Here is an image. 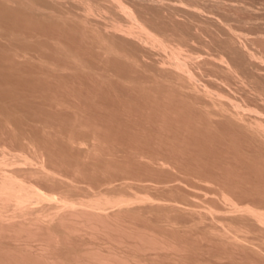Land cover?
<instances>
[{"label":"bare ground","instance_id":"1","mask_svg":"<svg viewBox=\"0 0 264 264\" xmlns=\"http://www.w3.org/2000/svg\"><path fill=\"white\" fill-rule=\"evenodd\" d=\"M216 1L0 0V264H264V189L260 190L264 179L258 178L263 179L260 181L262 185L260 188L257 182L255 184L248 182V177L237 180L239 178L235 176L237 173L231 172L236 167L231 163L227 164L228 157L235 155V149L238 150L245 144L246 142H242L247 137L256 139L254 141L258 144H254L253 148L257 149L260 143L264 149V45L262 44L264 36L261 38L258 35L257 38H253L257 35L254 34L250 35L252 38H248L249 35L247 37L243 35L246 33L241 30L242 25L238 22H233L234 25H232V20L229 21L230 16L229 18L224 16L227 15L225 13L228 10L223 7V2L225 4L226 1L221 0L222 4L220 0ZM239 1L237 0L233 7L230 6L232 2L231 4L227 2L230 4L227 5L228 8L232 7L237 12L242 9L245 11L249 9L248 12L251 10L252 7L249 4L250 8L240 4L236 7ZM246 1L243 0L240 3L250 2ZM218 7L224 8L225 13L222 14V10ZM232 8L229 10L232 11L230 14L233 12L236 14ZM243 14L240 16L237 13L239 17L236 15L234 18L242 17L245 21L247 16L248 18L252 16L246 13L248 15L243 17L245 13ZM255 14L253 16L257 15ZM249 20L243 24L248 25ZM239 22L242 23V21ZM254 23L260 26L255 21ZM253 24L251 27L255 29L256 26ZM47 25L54 26L58 30L62 29L63 31H59L61 34L62 32L66 35L71 33L68 35H71V38H67L70 41L76 40V44L79 43L83 47L78 50L72 47L75 43L73 40L74 43L67 40L72 43L70 46L67 41H64L66 36L64 34L61 36H64V40L62 38L60 40L61 34L59 35L55 28L49 27V32L53 29L54 31L48 33L45 29ZM235 25L239 28L236 29ZM244 25L242 29H246ZM260 27L256 29L260 30V33L264 32V29L261 30ZM247 30L252 28L250 29L248 25L245 31ZM54 32L57 33L54 34ZM104 85L107 86L104 89L109 86L110 94L114 93L109 95L114 96L115 99L111 97V100L108 99L109 95L105 94V91L106 93L108 91H102ZM98 90L102 91V93L100 91L102 95L104 92L103 96L107 95L108 100L98 95ZM216 123L228 130L225 129V132L219 130L221 128L219 124V126L215 125L217 128L213 126ZM195 126L204 127L203 130L209 131L204 130L206 133L212 131L210 135L216 128L214 133H217L218 129V137L230 132L231 141L237 144L236 148L229 145L232 149L225 145L228 148L227 153L221 150L223 152L221 156L227 154L225 157L234 150L233 154L227 157L228 160L225 157V160L221 157L215 159L214 155L216 161H211L217 162L212 163L217 166H213V169L210 168L212 166L207 167L208 160L204 158L207 151L204 148L205 153L203 149L198 150L199 152L193 151L191 146L194 150L202 148L200 146L205 144L211 136L207 135V140H203L204 142L193 139L197 142L191 140V143L188 141L190 137L185 139L190 134L189 130H193ZM174 127L177 128L178 133L182 130L183 134L180 136L183 141L178 133L176 136L185 145L179 143L180 140L175 137L176 130L172 129ZM102 130L105 132L103 133ZM172 130L175 132L173 133ZM108 132L117 133L118 140L123 139L121 132H125L127 138L134 133L135 138L131 136L134 141L138 138L142 139V142L136 140L138 143L133 141L135 146L138 145L136 148L133 143H131L133 147L130 144L131 148H129L131 138H128L131 139L128 145L127 142L125 145L128 151L130 150L129 153H133H130L133 157L125 156V158L133 164L138 162L139 165L134 164L133 168L136 166L135 169L137 167L139 169L134 170L133 164L130 166L128 162L125 167L119 166L122 162L119 158L122 156L120 154L118 157L115 154L117 153L116 144L120 141L113 138L115 134L111 136L112 133L109 135ZM127 132L129 135L126 134ZM199 132L197 134H200ZM184 133L189 134L186 136ZM232 133L235 137L231 135ZM136 134L140 137L136 138ZM205 134L202 135L205 137L202 139H206ZM238 134L242 137L244 135V140L239 139L242 138L241 136L237 138ZM107 135L118 143L105 138ZM144 135H146L145 138L148 136L153 143L151 144L147 138V140L144 139ZM120 137L122 139H119ZM214 137L206 145H211ZM220 137L224 139L226 134L225 137ZM220 137L215 140L219 141ZM102 138H105V143L107 140L109 144V149L105 147L106 152L104 146L100 148L102 144H105ZM127 138L124 137L128 141ZM170 138L175 139V143H179L176 145L183 146L177 149H181L179 153L175 149L177 146L173 140H169ZM98 139L100 143L103 142L101 146L99 142V146L96 143ZM222 139L221 145L220 143V146L218 145L220 149L226 148L222 146ZM237 139L242 143L239 147H237L239 143ZM143 140H146V143ZM226 140L230 139L225 138ZM254 141L252 143H255ZM166 142L169 144L172 142L173 146L175 145V150L172 144H167V147L172 149L174 156L178 154L174 162L181 166L174 164L173 160V163L170 161L173 158L172 155L170 157L164 155V153H170L167 147L165 148L168 151L165 148H163L165 152L161 150L163 145L166 146ZM194 142L200 146H195ZM248 142L247 147L251 145L252 149L250 139ZM87 143L90 148L92 146L93 150L103 155L104 157H99L104 160L100 159V161L99 157L95 159V156L93 157L96 161L93 157L91 159L90 154L98 155V153L88 149ZM141 143L147 147L151 146V150L145 147L150 152H147L144 147L141 148ZM81 145L86 148L83 149ZM118 145L120 146L121 143ZM119 146L118 154L122 147ZM113 147L116 153L112 151ZM139 147L142 151H134L140 150ZM218 147L216 150L219 149ZM244 147L249 149L246 145ZM97 148L102 150L99 152ZM126 148H123L125 154L128 153ZM156 148L159 152L163 151V154H159ZM188 148H191L189 149L191 153L193 151L199 154L198 162L196 158L194 160L197 163L196 166L201 160L202 153L201 156H204V160L207 161L202 159V165L207 164L205 167L212 171L214 167L220 170V165L222 169L225 164V169L230 166L231 170L227 168L228 173L227 170L223 171L225 169H221L223 173L220 170V175H227L223 176L226 179L214 174V176L209 174V177L207 171L209 173L210 169H205L203 174L201 169L204 170V167L199 166L201 163L197 167L194 166L196 169L185 168L186 171L184 170L183 173L186 176L182 177L183 174L178 173L181 171L177 167H185L184 160L187 155H191ZM251 149H249L250 153L253 154L252 152L256 149L252 151ZM89 150L92 153L89 152V154ZM239 150L240 154L248 153V150L247 152L245 150V153ZM173 151L176 153L174 154ZM256 151L263 156L264 150ZM86 153L91 159L90 163L85 159L88 157ZM180 153L182 156L185 153L186 157L182 158ZM254 154L258 155L256 152ZM105 155L107 160L114 164L111 165ZM178 156L184 162H177ZM116 157L120 162L114 161L117 160ZM136 159H139L141 163ZM164 160L170 161V164L167 162L169 165L173 164L177 167L174 166L171 169L172 166L169 167L166 164L165 167L161 164L164 167L160 165L157 169L162 170L164 175V171L168 173L170 170H175L174 172L178 170L176 175L180 174L182 180L184 178L186 182L191 181V185L195 184V187L201 189L199 190L202 194L198 189L190 188L192 186L188 183L190 185L188 189L197 191L198 195L204 196V192L212 193L215 189L212 192L202 189L205 186L207 189L215 188L220 182L222 185L226 180L222 187H216L215 190L223 200L213 194L214 202L212 194L207 193L202 200L200 199L203 198L202 196L196 197L193 193L194 199H199L200 203H198L199 201H195L193 195L188 193L193 200L182 205L181 201L189 197L186 191L191 190L182 191L184 196L185 193L188 196H185L186 198L178 190V195L181 197L173 195L175 192L172 193L171 189L175 185L170 184L164 187L166 180L162 181L165 189H161V186L160 194L158 187V192L154 190L155 185L152 188V183L145 189L146 183H149L145 181L150 174L147 173L148 170L156 169L155 163L160 164ZM219 160L225 164L222 165ZM262 160L263 158L260 162ZM106 161L111 165L109 169V166L104 167V165L107 166L104 164ZM148 161L154 165L148 164ZM94 162L103 163H98V167L92 169L95 164L91 165V163ZM262 162L252 172L263 173L264 176V160ZM99 164H103L102 169ZM141 165L144 167L145 174L141 173L143 170ZM147 165L149 168L150 165L152 166L147 169ZM113 166L117 169L123 167V171L120 168L116 171L121 172L122 175L125 172L126 174L119 177L120 173L117 174ZM128 166L130 168L127 172ZM247 166L249 169V165ZM86 168H89V173L91 170L94 171L96 176L102 175V171L104 173L107 169L110 173H104L106 174L102 175L105 176L104 178L101 176H95V178L91 176L94 172L86 173ZM111 168L114 169L113 173ZM216 170L211 172L217 174L219 171L216 172ZM129 171L138 174L137 176L141 173L139 177H135L136 183L140 181V178H145V183L140 181L137 184V188L141 182L144 184H141L142 187L145 186L144 192L140 193L137 190L135 181L131 183L132 181L127 180L134 177L133 172L127 174ZM174 172H172L173 176ZM229 172H231L230 176H233L230 179H228ZM176 175L174 178L178 179ZM156 176H154L155 179ZM180 176L178 180H181ZM86 177L98 181L95 182L92 179L89 181ZM148 177L149 180L152 176ZM213 177L215 179L218 177L219 180L221 178L223 181L214 180ZM121 178L127 182H121ZM231 178H236L237 182H243L240 183L243 187L244 185L246 187L247 183L246 188L257 184L259 189L256 186L254 189L252 188L254 186L251 187L252 189L248 188L250 192L245 191V188V190L237 189L239 183L234 181L235 187L231 186L233 188L229 190ZM160 180L156 179V183ZM213 180L219 183L215 185ZM259 180H257L258 183ZM184 184L187 186V183ZM211 184L214 185L211 186ZM169 186L170 192L167 191ZM225 187L228 190H225ZM148 188L151 195L157 194L156 197L149 194ZM152 189L156 194L152 193ZM232 189L242 190L243 193ZM163 191L165 194L168 192L167 195L178 197L181 201L178 203L176 197L174 200L175 198L166 195L164 199L172 198L167 203L162 198L165 196ZM230 191L239 195L242 193L244 197L245 192L247 199H243L242 196L235 197ZM252 192L253 194L248 196V193ZM158 194L161 197L158 198ZM207 195H210L211 199H207ZM218 197L223 203L220 206L219 203L216 204L220 201L216 200ZM154 198L156 200L161 198L164 203L160 202L161 199L155 201ZM172 201L175 204L171 203ZM177 214L183 217H178Z\"/></svg>","mask_w":264,"mask_h":264},{"label":"rangeland","instance_id":"2","mask_svg":"<svg viewBox=\"0 0 264 264\" xmlns=\"http://www.w3.org/2000/svg\"><path fill=\"white\" fill-rule=\"evenodd\" d=\"M210 1H212V0H210ZM213 1H214V0H213ZM215 1H216V0H215ZM220 1H221V0H220ZM223 1H226V3L228 2V3H230V4H231V2H232L231 5L228 4V3H227V4L225 3V4H226V5H225L224 2H223V5H224V6H223V5H222V6H223L225 9H228V10L226 11L227 13H225V9H224V8H219V7H221L222 1L220 2L221 4H219L220 6L218 7L220 10H222V11H221L222 14H223V13L227 14V15H224V16H226V17L230 16V18H231V17L233 16L234 12H233L232 14H230L232 11L230 12L229 10L233 7V5L235 4V2H237V0H230V2H229V0H223ZM238 1H239V0H238ZM242 1H243V0H240V1L238 2V4L236 3L235 6L237 7V5L240 4V6H242V5H246L247 8L252 7V8H250V9L253 10L254 13L250 10L249 12H250V13L252 12V13L249 14V12H248L249 9H247L246 11H245L244 9H242V10H244L243 12H241L242 10H239V9H238L239 11L237 12V10H235V9L232 8V10L236 11V12H235L236 14H234V15L236 16L237 13H238L239 15H240V14H241V15H244L243 13H245V16H243V17H246V15H248V14H249V16L252 15V16H250L251 20H249L250 18H248V16L246 17V18H247L246 20L252 21V22H249V21H248L249 23H252V24H253L254 21H255V22L257 23V25L259 24L261 27H260V26H256L255 23L253 24L254 26H256V27H260L261 30H262V28L264 29V27H263V26H264V23H263V22H264V10H263V9H264V0H248V1H250L251 3L248 2L247 4H241L240 2H242ZM245 1H246V0H245ZM255 1H256V2H255ZM216 2H219V1H216ZM246 2H247V1H246ZM243 3H245V2H243ZM248 4H249L250 7H248ZM250 4H251V5H250ZM227 5H230V6H232V7L228 8ZM262 5H263V6H262ZM225 6H226L227 8H226ZM235 6H234V7H235ZM240 6H239V7H240ZM261 8H262V9H261ZM219 9H218V10H219ZM223 9H224V11H223ZM255 10H256V12H255ZM228 11H229V12H228ZM258 11H259V13H258ZM260 11H261V12H260ZM221 12H220V13H221ZM228 13H229L230 15H229ZM246 13H248V14H246ZM255 13H256L257 15H256ZM254 14H255L256 16H253ZM231 15H232V16H231ZM241 15H240V16H241ZM235 16H233L232 19H230V18L228 17V18H229V21L232 20V21H231V24H232V25H234L233 22H238V24L242 25L241 30L244 31V33H246V34H243V32L240 31L243 35H245L246 37H247V35H249L248 38H250V37L252 38V36H253L254 34H257V35H254L253 38L256 37V36L258 37V35H259V37L264 36V35H263L264 32L261 31V33H260V32H259L260 30L258 31V30L256 29V27H254V28L256 29V32H258V33L254 32L255 29H253V26L251 27L252 24L250 25L248 22H247V24L249 25V28H250V29L252 28L253 31H252V30H249L250 32H249L248 30L245 31L246 29H248V25H244V24H243V23L246 22V20L244 21L245 18H242V17H241L240 19H243V20H240V19L238 18V17H239L238 15H237L238 17L234 18ZM252 17H254V18H252ZM261 17H262V18H261ZM234 19H235V20H234ZM237 19H239V21H242V23L239 22V21H237ZM253 20H254V21H253ZM258 21H259V22H258ZM236 25H237V24H236ZM236 25H235L234 27H235L236 29H238L239 27H237ZM243 25L246 26V27H244V28H246V29H242V28H243ZM47 26H48V25H47ZM49 27H51V26L49 25V26L46 27L45 29H47V31H48ZM51 28H55V27L52 26ZM51 28H50V29H51ZM260 28H258V29H260ZM45 29H44V30H45ZM56 30H58V29L55 28V31H56ZM239 30H240V29H239ZM50 31H52V32H49V31H48V33H53L54 29H53V30H50ZM59 31H63V30H62V29L58 30V34H59V33L61 34V32H59ZM251 31H252V32H251ZM64 32H65V31H64ZM238 32H239V31H238ZM247 32H249V33H247ZM253 32H254V33H253ZM56 33H57V32H54V34H56ZM66 33H68V32H66ZM252 33H253V34H252ZM60 34H59V35H60ZM63 34H64V33L62 32V34L60 35V40H61V38L63 39L64 36L66 35V34H64V36L61 37ZM69 34H71V33H69ZM69 34H68V35H69ZM72 34H73V33H72ZM260 34H262V35H260ZM68 35L65 36V38H64L65 40L63 39L64 41H67V40H69V39L71 38V35H70V36H68ZM250 35H252V36H250ZM73 36H74V35H73ZM67 37H68L69 39H68ZM257 37H256V38H257ZM66 38H67V39H66ZM261 38H262V37H261ZM263 38H264V37H263ZM72 40H73V39H72ZM72 40H71V41L69 40V41L72 42ZM64 41H62V42H64ZM69 41H67V42L69 43ZM73 41H74L75 43H74V42H72V43H74V44L69 43L70 46H71V44H72V47H75V48H77L78 50H80V49L83 47V45L80 46L79 43L76 44V40H73ZM67 42H65V43H67ZM69 44H68V45H69ZM262 44L264 45V43H262ZM74 45H76L77 47L74 46ZM261 46H262V45H261ZM78 47H80V48H78ZM262 47H263V46H262ZM104 87H107V86L104 85L103 88H102V91L107 90L108 92L106 93V91H105V94L109 95V94L111 93V92H109V91H110V90H109V86H108L107 89H106V88L104 89ZM110 88H111V87H110ZM111 90H112V89H111ZM98 91H99V92H97L98 95L101 96V95H102V94H101L102 91H101V90H98ZM100 91H101V93H100ZM112 92H114V91H112ZM117 92H118V91H117ZM115 93H116V92H115ZM118 93H119V92H118ZM118 93H117V94H118ZM103 95H104V92H103ZM103 95H102V98L107 99L106 97H108V96L105 95V97H104ZM110 95H114V93H113V94H110ZM110 95H109V98H108V99H110V97H111ZM100 96H99V97H100ZM113 97H114V96H112L111 98H112V99H115V98H113ZM108 99H107V100H108ZM110 100H111V99H110ZM218 124H219V123H218ZM218 124L216 123V124H214L213 126L218 125ZM219 125H220V124H219ZM219 125H218V126H219ZM215 127L217 128V126H215ZM220 127H221V128H220ZM220 127H218V128H220L219 130H224V132H225V129H226V131L228 130V128H222V127H224V126H221V125H220ZM152 128H153V126H152ZM178 128H179V127H178ZM202 128H204V127H202V126H195L193 130L190 129V130H189V133H190L191 135L188 133L189 136L186 137L185 139H187V138L190 137V138H189L190 140H188V141H191V140H192V141L199 140L200 142H202L203 140L206 141V140H207V137H208L207 135H210V133H211L212 131H211L210 133H206L205 131H207V132H209V131H208V130H205V129H204V130H205V131H204ZM211 128L214 129V127H211ZM211 128H210V130H212ZM216 128H215V129H216ZM170 129H171V128H170ZM172 129H175V130H176L177 128L174 127V128H172ZM199 129H200V130H199ZM215 129L213 130L214 132H215ZM106 130H107V129H106ZM175 130H172V132H173V131L175 132ZM197 130H199V131L203 130V131H201L202 134H201V132H199V131H197ZM108 131H110V130H108ZM111 131L113 132V129H111ZM114 131H116V130H114ZM152 131H153V130H152ZM178 131H179V130H178ZM190 131H191V132H190ZM229 131H231V130H229ZM102 132L104 133L105 130H102ZM112 132H108V134H109V133L111 134ZM116 132H117V131H116ZM174 132H173V133H174ZM179 132H180V133H178L177 130H176L175 137H177L178 134H179V137H180V138L182 137V136H180L181 134H183L182 130L179 131ZM198 132H199L200 134H197ZM204 132H205L206 134H205ZM214 132L210 135L211 138H209V140L206 141L205 144H202L203 146H202V145L200 146L201 143H200L199 141H198V143H200V144L196 143L197 141L193 143L195 146H198V145H199V146L202 147V148H198V149L196 148L195 150L193 149V148H194L193 146H191L192 149H191V148H188V150L191 149V150H193V151H198V150L200 151L201 149L204 148V149L207 151V152H206V151L203 149V153L206 152V153L204 154V155H206V157L201 156V155L203 154V153H202V154L200 155V157H201L200 159H201V160H199L200 162L198 163V165L201 163L202 159L204 160V158H205V160H208V163H207L208 165L205 164V163H203V164H205V166L207 165V167H208V166H209V167L212 166V167H210L211 169H213V166H217V164H216V165H213V164L217 163V162H214V161H216V160H214V155H215V159H218V158H220V157H221V158H224L227 154H224L223 156H221V154H223V152H221V150H223L224 153H227L226 151H227L228 148H227V146H225V145H228V147H229V145L235 147V145L237 144L236 141H235L236 144H235V143L233 144V141H231L232 139L229 137V133H230V132H229L228 134H227V132H226V133H224V134H222V135H219V137H220V136L225 137V134H226V137H225V138H226V139H230V140H228V141H229V142L231 141V142H230L231 144H230L227 140H226V141H227V142H226V141H225V138L222 139V138L220 137V138L223 140L222 142H223V144H224V145L222 144V146H225V147H226V148H224V147L221 146L222 148L220 149V148L218 147V145H219V143H220V145H221V142H220L221 139H220L219 141H216L217 139H219V137H218L219 131H218V129L216 130V132H217L218 134H217V133H214ZM220 132H221V131H220ZM222 132H223V131H222ZM232 132H234V131L232 130ZM103 133H100V134H103ZM106 133H107V132H106ZM106 133H105V134H106ZM121 133H122L123 139H122L121 137H120L119 139H122V140H118V139H116V134H117V133L115 134V132L112 133V135H111V136H113V135L115 134V135L113 136V138L115 137L116 140L120 141L119 143H118L116 140L114 141L112 137H111L112 139H110L108 135H107L108 137L105 136V138H107V139H109V140H113L114 142H116V143H118V144L121 143L120 146H119L118 144L115 143V144L117 145V146H116L117 153H116L115 148H114L115 146L113 147L114 150H112V151H115V153H116L115 155L118 156V157H119V155L121 154L120 156H122V157L119 158V159H121L122 162H120V161L117 159L118 157H116L117 160H114V161H115V162H116V161H119V162H120V163L118 162V163H119V166H124V167H125V165H126L127 162L130 163V166H131V164H133V163H131V162L129 161L128 158H127V159H128V160H127V159L125 158V156H127V157H128V156H129V157L132 156V157H133V155H131V154H133V153L130 152V153H131V154H130V153H129L130 150L128 151V149L126 148L125 145H126V142H127V145H128L129 141L132 139L131 136H134L135 134H134V133H133V134L130 133V134H132V135H129V133L127 132L126 134L129 135L128 138H131V139H128V138L126 137V135H125V132H121ZM173 133H172V134H173ZM177 133H178V134H177ZM237 133H238V131H237L235 134L232 133L231 135L233 136V134H234V135L236 136ZM105 134H103V135H105ZM110 134H109V135H110ZM150 134H153V133H150ZM166 134H167V132H166ZM172 134H170V135L172 136ZM184 134H185V133H184ZM186 134H187V133H186ZM186 134H185V135H186ZM188 134H187V135H188ZM203 134H205L206 139H202V138H205L204 136L202 137ZM213 134H214V135H213ZM240 134H241V133H240ZM98 135H99V133H98ZM117 135H118V134H117ZM119 135H120V132H119ZM176 135H177V136H176ZM187 135H186V136H187ZM200 135H201V136H200ZM215 135H217V137H214ZM223 135H224V136H223ZM100 136H101V135H100ZM120 136H121V135H120ZM138 136L140 137V135H138ZM138 136H137V134H136V138H137ZM145 136H146V135L143 136L144 139H146V138L148 139V136H147L146 138H145ZM192 136H193L194 138H192ZM195 136H196V137L199 136L200 138H198V137L196 138ZM235 136H233V137H235ZM240 136L242 137V135H239V134H238L237 138L240 137ZM245 136L247 137V135H245ZM117 137H118V136H117ZM124 137L127 138L128 141H127L126 139H124ZM179 137H177V138L180 140L179 143H180V142L183 143V142H182L183 139L181 138V139H182V141H181V139H180ZM183 137H185V136H183ZM212 137H214V140H213V141H214L215 143H214V142H213V143L216 144V145H214L213 143L211 144L212 146H211L210 144H209V145H208V144L206 145L207 142L212 141V140H210V139H212ZM227 137H228V138H227ZM243 137H244V135H243ZM243 137H242V138H239V139H243V140H244ZM98 138H99V137H98ZM105 138H104V139L102 138L103 141L105 140ZM134 138H135V136H134ZM99 139H100V138H99ZM99 139L97 140V142L95 141V142L97 143V145H98ZM147 139H146V140H147ZM193 139H196V140H193ZM201 139H202V140H201ZM215 139H216V140H215ZM239 139H237L238 142H239ZM247 139H248V140L250 139V144H252V149L250 148L251 145L248 146L249 149H251V151L254 150V149H256V148H253V145H254V144H258L257 141H256V142L254 141V140H256V139H254V138H250V137H249V138L247 137ZM247 139H246V140H247ZM100 140H101V139H100ZM136 140H139V138L136 139ZM136 140L134 141V140L132 139V142L130 141V143H129V145H128V146H130L129 148H131V145H132L131 143H133V144H134V142H135V143H138V141H136ZM146 140H145V141H146ZM148 140L151 142V144L153 143L152 140H151L150 138H149ZM169 140L172 141L173 139L171 140V138H170ZM169 140H168V142H169ZM234 140H236V139H234ZM246 140L243 141L242 143H244V142L249 143L248 140H247V141H246ZM252 140H253L255 143H252V142H253ZM101 141H102V140H101ZM121 141H122V142H121ZM133 141H134V142H133ZM139 141L142 142V139L140 138ZM143 141H144V140H143ZM145 141H144V142H145ZM149 141H148V144H149ZM173 141H174L173 143H175L176 140L174 139ZM188 141H187V142H188ZM192 141H191V143H192ZM204 141H203V142H204ZM224 141H225V142H224ZM240 141H242V140H240ZM251 141H252V142H251ZM109 142H110V141H109ZM114 142H113V143H114ZM144 142H143V143H144ZM168 142H166V146H164V145L162 144L164 147L161 145V146H162V147H161V150L164 151V150L166 149L165 147H167V144H169ZM217 142H218V143H217ZM258 142H259V141H258ZM102 143H103V142H102ZM102 143L99 142V145L101 146ZM104 143H105V141H104ZM145 143H146V142H145ZM179 143H175V145H176V144H179ZM185 143H186V141H185ZM240 143H241V142L238 143V146H237V147L240 146V145H239ZM242 143H241V144H242ZM246 143L243 144L242 146H240L241 148L239 147V149L242 150V148H244V149L241 151V152H244V153H245V150H246V152H247V150H248V153H247V154H249V155H247V154L244 155L243 153H241V154H242V155H241V154H240V150H239L238 148H237L238 150H236V149H235L236 147H235V148H234L235 151H234V150H231V151H230L231 154H233V151H234L235 155L233 154L232 156H229V155H231V154H229V155H228L229 157L227 156L228 159H229V161H227V160H228L227 157H225V158L227 159V160H226V161L228 162L227 164L231 163L233 166L236 167V169L234 168L235 170H233V171H231V172L234 173V171H235V172L237 173V175H235V176H237L236 178L239 177L237 180H240V178L244 180V179H247V177H248V179H247L248 182H250V183H252V184H255V183L257 182V184H259L258 186H259V188H260V185H261V182H260V181H263V179H264V176L262 175L263 173H258V172L255 173V172H252V171H253V169L256 170V167H259V164L261 165V164L263 163L262 161L264 160V154L260 153V154L263 155V156H261V155H259V153H258L256 150H258V151L260 150V152H262L264 149H262V146H261V144L259 143V145L261 146V148H260V146H259V147H257L256 150H254V151L256 152V154H258V155H255V154H254L255 152H252L253 154H251V153H250V150H249V149H245V147H244L245 145H246V147H247L248 144H246ZM84 144H85V143H84ZM84 144H83V146H86V145H84ZM105 144H106V145H105ZM105 144H104V145L102 144V147H100V148H103V146H104V151L106 152L105 147L107 146L106 148L109 149V147H108L109 144H108V141H107V140H106V143H105ZM115 144H114V145H115ZM122 144H124V145H122ZM130 144H131V145H130ZM139 144H140V142H139ZM141 144H142V143H141ZM148 144H146V145H148ZM151 144H150V145H151ZM170 144H172V142H171ZM170 144H169V145H170ZM183 144H184V143H183ZM187 144H188V143H187ZM193 144H192V145H193ZM196 144H197V145H196ZM232 144H233V145H232ZM99 145H98V146H99ZM110 145L113 146L112 143H110ZM156 145H157V144H156ZM175 145H174V146H175ZM184 145H185V144H184ZM189 145H191V144H189ZM213 145H214V146H213ZM220 145H219V146H220ZM83 146L81 145V147H82L83 149H85L86 147L84 148ZM93 146L95 147V144H94ZM111 146H110V147H111ZM118 146H119V147L122 146V147L120 148V150H119V154H118V149H119V148H117ZM123 146H124V147H123ZM134 146H135V144H134ZM136 146L138 147V145H136ZM136 146H135V148H136ZM139 146H140V145H139ZM152 146H153V145H152ZM171 146L173 147V150H175V149L177 150V149H178L179 147H181L182 145H181V146H180V145H179V146L176 145L177 148H175V147L173 146V144H172ZM171 146H170V147H171ZM186 146H187V145H186ZM199 146H198V147H199ZM204 146H205V147H204ZM87 147H88V149L90 148V146H89L88 143H87ZM132 147H133V145H132ZM140 147H141V148H142V147L145 148V147H147V146H144V145L142 144V146H140ZM140 147H139V148H140ZM150 147H151V146H149V147H147V148H149V150H151ZM154 147H155V146H154ZM158 147H159V145H158ZM182 147H183V146H182ZM184 147H185V146H184ZM189 147H190V146H189ZM206 147H207V148H206ZM216 147H218V148L220 149V152H219V153H218L219 149L216 150ZM248 147H247V148H248ZM95 148H96V147H95ZM100 148H99V149L97 148L98 151H99V150H102V149H100ZM111 148H112V147H111ZM111 148H110V149H111ZM123 148H126V150L128 151L129 155H128V153H126L127 155L125 154V151H124ZM141 148H140V150H138V149H135V150L133 149V150H134V151H142ZM163 148H165V149H163ZM174 148H175V149H174ZM230 148L232 149V147H229V149H230ZM258 148H259V149H258ZM263 148H264V145H263ZM90 149L93 150V147L91 146ZM108 149H107V150H108ZM145 149H146V148H145ZM152 149H154V148H152ZM156 149L158 150V148H156ZM156 149H155V151L153 150L155 153H156ZM159 149H160V148H159ZM167 149L169 150L170 148L167 147ZM167 149H166V151H168ZM184 149H185V148H184ZM207 149H208V150H207ZM133 150H132V151H133ZM146 150H147V152H150V151H148V149H146ZM161 150H160L161 153H160L159 150H158L159 154H163V153H162L163 151H161ZM171 150H172V149H170V151H169L170 153L167 152L168 154L164 153V155H169V157H170V155H172L173 158H172L170 161L172 162V160H173V162H174V158H175L178 154H177L175 151H173L174 154L176 153L175 156H174V155L172 154V151H171ZM180 150H181V149H180ZM180 150H177V152L179 153ZM191 150H189L190 152L188 151L191 155H187V157L185 156L186 154L183 153V154H184L183 156L186 157L185 160H184L185 162L182 161L181 158H180V157L182 156V155H181L182 153H180V155H181V156L179 155L180 157L178 156V157H179V159H178L179 161H177V162H184L183 164H184L185 167L182 166L183 168H181V167H177V166H175V165H173V164H172V165H169V164H170V163H169L170 161H167L169 164H168L167 162H165V160L167 159V157L165 156L166 159L163 161V162H165V164H163L162 161H161L162 163H160V164H159V163H157V164L155 163L156 169H157V166L159 167L161 164L164 165L165 167H166V164H168L169 167L172 166L171 169L174 168V166L177 167V168H179L178 170H180L181 172H178V173H182L183 175H181V176H182V177H185L186 175L183 173L184 170L186 171L185 168L188 167V168H187V170H188V169H192V167H194V166H195V167L198 166V165L196 166L197 163H196L194 160H195V158H196V160H197V162H198V159H199V158L197 157V155L199 156V154H195V153H193V151H192V153H191ZM215 150H216V152H215ZM104 151H102V152L104 153ZM134 151H133V152H134ZM143 151H144V149H143ZM185 151H186V153H187V150H185ZM199 151H198V152H199ZM236 151H237V152H236ZM89 152L92 153L91 150H89L88 153H89ZM93 152L95 153V152H97V151H96V150H93ZM99 152H100V151H99ZM109 152H110V150H109ZM151 152H152V151H151ZM164 152H165V151H164ZM182 152H184V151H182ZM208 152H209V153H208ZM210 152H211V153H210ZM214 152H215V153H214ZM88 153H86V154H87V156L89 157ZM97 153H98V152H97ZM97 153H96V154H97ZM107 153H108V152H107ZM107 153H105V154H107ZM216 153H218V154H216ZM228 153H229V152H228ZM263 153H264V152H263ZM89 154H90V153H89ZM110 154H111V153H110ZM113 154H114V153H113ZM113 154H112V155H113ZM124 154H125V155H124ZM187 154H188V153H187ZM209 154H210V156H211L212 158H211L210 156H208ZM211 154H212L213 156H212ZM90 155H92V156H91V159H92L93 156H95V159H98V157L101 156L100 153H98V155H95V154H90ZM108 155H109V153H108ZM108 155H107V157H108ZM115 155H114V156H115ZM123 155H124V157H123ZM216 155L219 156V157H217ZM246 155H247V156H246ZM250 155H251V156H250ZM253 155H254V156H253ZM96 156H97V158H96ZM114 156H113V157H114ZM183 156H182V158H183ZM193 156H195V157H193ZM207 156H208V157H207ZM234 156H235V157H234ZM258 156H259V157H258ZM88 157H86L85 159L88 160V162H89V160H90V162H91L90 157H89V158H88ZM101 157H104V156L102 155ZM169 157H168V158H169ZM203 157H204V158H203ZM233 157H234V158H233ZM248 157H250V158L248 159L249 162H248V160H247ZM260 157L263 158V160L261 161L262 163L260 162V160H261ZM87 158H88V159H87ZM105 158H106V155H105ZM108 158H111V156H109ZM114 158H115V157H114ZM114 158H113V159H114ZM122 158H125V159H122ZM225 158H224V160H225ZM95 159H94V157H93V160H94V161H96ZM100 159H101V158L99 157V160H100ZM130 159H131V158H130ZM134 159H135V157H134ZM169 159H170V158H169ZM176 159H177V158H176ZM186 159H187V161H186ZM230 159H231V161H230ZM255 159H256V160H255ZM99 160H98V161H99ZM101 160H104V158H102ZM101 160H100V161H101ZM106 160H107V158H106ZM108 160H109V159H108ZM108 160H107V161H108ZM131 160L133 161V159H131ZM137 160L139 161V159H136V161H137ZM141 160H142V159H141ZM145 160H146V159H145ZM180 160H181V161H180ZM205 160H204V161H205ZM211 160H214V161H213L214 163H213ZM238 160H239V161H238ZM251 160H255V161H251ZM107 161H106V163H104V164H106L107 166L104 165V167L107 168V167L109 166V167H108V169H109V168L111 167V165L114 164V163L111 164L112 161L110 162V160H109V163L111 164V165H109ZM125 161H126V162H125ZM134 161H135V160H134ZM142 161H144V160H142ZM209 161H211V162H209ZM219 161L221 162V160H219ZM235 161H236V162H235ZM241 161H242L243 163H242ZM257 161H258V162H257ZM86 162H87V161H86ZM88 162H87V164L90 163V162H89V163H88ZM124 162H125V163H124ZM139 162H140V161H139ZM157 162H160V161H157ZM173 162H172V163H173ZM193 162H194V163H193ZM205 162H207V161H205ZM222 162H223V159H222ZM222 162H221V163H222ZM240 162H241V164H240ZM98 163H103V162H94V163H91V165H92V164H95V165H93V168H92V169H94V167H98V165H97ZM118 163H117V164H118ZM123 163H124V164H123ZM140 163H141V162H140ZM146 163H147V161H146ZM146 163H144V164H146ZM149 163H150V162L148 161V164H149ZM209 163H211V165H209ZM212 163H213V164H212ZM218 163H219V162H218ZM221 163H219V164H221ZM238 163H239V164H238ZM247 163H248V164H247ZM250 163H251V164L253 163L252 166H250V165H251ZM120 164H123V165H120ZM134 164H135L136 166L139 165L138 162H137L138 165H137L135 162H134ZM134 164L132 165V168H133ZM150 164H152V163H150ZM174 164H177V165H178L179 163H175V162H174ZM181 164H182V163H181ZM185 164H186V165H185ZM193 164H194V165H193ZM219 164H218V165H219ZM224 164H225V163H222V165H224ZM231 164H230V165H231ZM254 164H255V165H254ZM96 165H97V166H96ZM101 165H103V164H101ZM101 165L99 164L100 168H101ZM115 165H116V163H115ZM128 165H129V164H128ZM152 165H154V163H153ZM152 165H150V168H151ZM162 165H161V167H164V166H162ZM192 165H193V166H192ZM243 165H244V166H243ZM247 165H249V169H248V166H247ZM256 165H257V166H256ZM263 165H264V164H263ZM130 166L127 167V169H126L127 172H128V170H129ZM136 166H135V167H136ZM141 166H142V165H141ZM144 166H145V165H144ZM178 166H181V165H178ZM199 166H201L200 168H203V167H204V168H203L204 170L201 169V171L203 172V174H205V171H206V170H209V169H210V168L208 169V168H206L205 166H203L202 163H201ZM202 166H203V167H202ZM233 166H232V168H233ZM240 166H241V167H240ZM86 167H92V166H86ZM114 167H115V166H113V168H114ZM117 167H118V165H117ZM117 167H115V168H116V169H115V172H117V174L120 173V174H118L119 177H120V175H122L121 172H118V171H116V170H118V169L120 168V169H122V171H123L124 168H123V167H119V168L117 169ZM135 167H134L133 169H134V170H137L138 167H137L136 169H135ZM139 167H140V166H139ZM142 167H143V166H142ZM153 167H154V166H153ZM190 167H191V168H190ZM195 167H194V168H195ZM220 167H221V168H220ZM223 167H224L223 169H225L226 164H225ZM229 167H230V166H229ZM229 167H227L228 170H231V167H230V169H229ZM250 167H251L252 169H251ZM253 167H254V168H253ZM113 168H111V169H113ZM148 168H149V165H147V169H148ZM150 168H149V169H150ZM154 168H155V167H154ZM154 168H153V169H154ZM198 168H199V167H198ZM198 168H197V169H198ZM200 168H199V169H200ZM214 168H215V169H214L213 171L210 169V170H209V171H210L209 173H208V171H207L208 176H209V174L212 175V176H214V175H217V176H218V175H220V172L223 170L221 165L219 166L220 170L222 169L221 171H220V170H216L217 167H214ZM219 168H218V169H219ZM227 168H226L225 170H223V171H226ZM240 168H241V169H240ZM263 168H264V166H263ZM86 169H87V168H86ZM86 169H85V171H86ZM96 169H98V168H96ZM101 169H102V168H101ZM108 169H107V170H108ZM133 169H132V170H133ZM138 169H139V168H138ZM142 169H143V170H141V168H140V170L142 171L141 173H144V167H143ZM145 169H146V168H145ZM156 169H154V170H150V171H152L154 174H151V172H150L149 170H148V172L146 171L147 173H150L149 175H151L153 178L151 177V178L148 180V178H149L148 176H149V175L146 177L147 180L144 178L145 181H146V182H149V183H148V184L146 183V188H145V186L142 187V185H144V184H142V182H141L142 185H141V184H140V185H141L142 190H140L141 188L138 189L140 185H139L138 188H137V184L140 183V181H143V183H145V181H144L143 178H142V179L140 178V181H139L138 183H136L135 180H137V179H135V177H136L138 174H136V173L134 174L133 171H129V173H127V174H130L131 172H133V174H134V175H133L134 177H131L132 174H131V176H130L131 178H133V180H131V178H129V177H128L129 179H127L126 175H125V177H126L127 180L132 181L131 183H134V181H135V183H136L135 186H136L137 190L140 191V193H141V192H144L145 190L143 191V189H144V188L147 189L148 185L151 184V183L153 184V187H152V186H150V187L154 188V187L156 186V187H155L156 189L154 188V190H156L157 192H158L159 190L161 191V189H163V188L165 187V185H170V184H171V186H172V185L174 184L175 186L173 185V186H174L173 189H171L170 186H169V188H167V191H168L169 189H171V192H172V193L175 192L173 195H176V196H177V195L179 194V192H177V190H178V191H181V192H182V191L184 192V191H186V189H187V190H191L190 192H189V191H186V192H187V195H188L190 198L192 197L191 195H193V193H195L194 195L197 197L198 192H197V191L195 192V190H197L198 187H197V186L195 187V184H194V185H191L192 182L190 181V182H191V183H190V182L188 181V179H186L188 182L184 181V180H185L184 178H183V180H182V177L180 176V174L176 175V174H177L176 172H177L178 170H176V172H174L175 170H170V168H167V170L169 169L170 171H169L168 173H167L166 171H164V173H165V175H164V174L162 173V172H163L162 170H158V169L156 170ZM161 169H162V168H161ZM163 169H165V168H163ZM181 169H182V170H181ZM195 169H196V168H195ZM205 169H206V170H205ZM238 169H239V170H238ZM260 169H262V168L260 167ZM260 169H259V170H260ZM107 170H106V172L104 171V173L107 174V173L109 172V171L107 172ZM130 170H131V169H130ZM215 170H216V172H218V171H219V172H218L217 174H216V173H212V172H215ZM228 170L226 171L227 173H228ZM244 170H245V171H244ZM255 170H254V171H255ZM257 170H258V168H257ZM88 171H89V168L87 169V172H86V173H89ZM110 171H111V170H110ZM113 171H114V169L112 170V173H113ZM138 171H139V170H138ZM198 171H199V170H198ZM201 171H200V172H201ZM211 171H212V172H211ZM223 171H222L221 173H223ZM238 171H239V172H238ZM241 171H242V172H241ZM246 171H247V172H246ZM250 171H251V173H250ZM260 171H261V170H260ZM91 172H94V171L91 170L90 173H91ZM99 172H100V169H99ZM99 172H98V170H97V173H99ZM155 172H156V175H157V176L155 175ZM157 172H158V174H157ZM159 172H160L162 175H161ZM172 172L175 173L176 177L178 176V179H179V176H180V178H181L182 181H181V180H178V179H176V178H174L175 175L173 176V175H172ZM231 172H229V174H228V175H229V178L227 177L228 179H230V177H233V176H230V173H231ZM263 172H264V170H263ZM90 173H89V174H90ZM104 173H103V171H102V175H103ZM109 173H110V172H109ZM123 173H124V172H123ZM137 173H139V172H137ZM141 173H139V176L141 175ZM174 173H173V174H174ZM211 173H212V174H211ZM236 173H234V174H236ZM245 173H247V174H245ZM106 174H104V175H106ZM124 174H126V172H125ZM124 174H123V175H124ZM144 174H145V173H144ZM159 174H160V175H159ZM168 174H169V175H168ZM213 174H214V175H213ZM234 174H231V175H234ZM243 174H244V175H243ZM256 174H258V175H256ZM86 175H87V174H86ZM98 175H99V174H98ZM102 175H99V176L103 177ZM113 175H114V174H113ZM123 175H122V176H123ZM153 175L156 176V179H158V180L161 179V180H160L159 182L157 181V183H156V179H155V177H154ZM184 175H185V176H184ZM224 175L227 176L226 174H224ZM224 175H220V177L223 178ZM247 175H249V176H247ZM89 176H90V175H89ZM91 176H94V177H95V176H96V175H95V172H94V175L92 174ZM99 176H96V177H99ZM122 176H121V177H122ZM139 176H137V177H139ZM158 176L163 177V178H160V177H158ZM171 176H173V177H171ZM212 176H211V177H212ZM259 176H260V177H259ZM96 177H95V178H96ZM104 177H105V176H104ZM104 177H103V178H104ZM109 177L111 178V176H109ZM113 177H115V175H114ZM116 177H117V176H116ZM137 177H136V178H137ZM157 177H158V178H157ZM165 177H166V179H165ZM209 177H210V176H209ZM261 177H262L263 179H262V180H259V179H261ZM86 178H87L89 181H90V179L93 180V178H88V177H86ZM106 178H108V177H106ZM123 178H124V177H123ZM123 178H121V182L124 181ZM168 178H169V179H168ZM186 178H187V177H186ZM221 178H220V180H219L218 177H216V179H218L219 181H223ZM236 178H231V180H232V179H235V180H232V182H231V180H229V181H230V185H229V184H228V185H229L230 188H228V186H227V188H228L229 190H231V188H233V187H231V186L236 185V184L234 183V181L237 182V181H236ZM251 178H253V179H251ZM258 178H259V179H258ZM112 179H113V178H112ZM134 179H135V180H134ZM171 179H172V180H171ZM213 179L216 180L215 177H213ZM223 179H226V178L224 177ZM228 179H227V180H228ZM254 179H255V180H254ZM150 180H152V181H150ZM163 180H166V181H164V183H166V184H164V183L162 182ZM211 180H212V179H211ZM214 180H213V181H214ZM243 180H242V181H243ZM252 180H254V182H251ZM257 180H259V183H258ZM93 181H95V180H93ZM93 181H91V182H93ZM96 181H98V180H96ZM96 181H95V182H96ZM117 181H118V179H117ZM125 181H126V180H125ZM125 181H124V182H125ZM167 181H169V182H167ZM178 181H179V183H181V184L177 183ZM183 181H184V182H183ZM213 181H210V183H211V182L213 183ZM225 181H226V180H225ZM225 181H223V182L225 183ZM115 182H116V181H115ZM126 182H127V181H126ZM128 182H129V181H128ZM175 182H176V183H175ZM223 182H222V183H223ZM93 183H94V182H93ZM116 183H117V182H116ZM118 183H119V181H118ZM184 183H187V186H186V184H184ZM188 183L192 186V187H190V188H193V189L196 188V189L194 190V192H193L192 189H188L189 186H190ZM201 183H202V182H201ZM206 183H207V185H209L208 182H206ZM206 183H203V185H204V184L206 185ZM218 183H219L218 181H217V183L214 181V184H215V185L218 184ZM224 183H223L222 185H224ZM227 183H229V182H227ZM231 183H232L233 185H232ZM237 183H239V184H237V187H236L237 189H238V188H241V189H242V188H243V189L245 188V189H246V190L244 189L245 191L250 192V190H248L249 187L246 188V187L248 186V183H247V182H246V183H247V186H246V187H245V185H244V187L241 186V184L243 183V182L241 183V181H240V182H237ZM240 183H241V184H240ZM162 184H164V187L162 186ZM214 184H213V185H214ZM220 184H221V182L219 183V186L222 187V185H220ZM244 184H245V182H244ZM257 184H256V185H257ZM154 185H155V186H154ZM158 185H160V186H158ZM176 185H177V187H176ZM178 185H179V186H178ZM213 185L211 184V186H213ZM226 185H227V184H226ZM238 185H239L240 187H238ZM256 185H255V186H256ZM262 185H263V186H262ZM262 185H261L262 187L260 188V190H261V189H264V188H263V187H264V181H263V184H262ZM161 186H162V187H161ZM185 186H186L187 188H186ZM219 186L216 185V187H218V188H219ZM252 186H254V185H251V187H252ZM255 186L252 187V188L254 189ZM157 187L159 188V190H157ZM160 187H161V189H160ZM166 187H168V186H166ZM183 187H184V188H183ZM216 187H215V188L213 187L212 189H209V188L207 189L206 186H205L206 189L203 188L202 190H204V191H208V190H209V192H212V190H214V189L216 190ZM234 187H235V186H234ZM251 187H250V188H251ZM256 187H257V186H256ZM210 188H211V187H210ZM250 188H249V189H250ZM252 188H251V189H252ZM259 188L257 187V189H259ZM164 189H165V188H164ZM184 189H185V190H184ZM199 189H200V188H199ZM199 189H198V191L201 192V194H202V191H200L201 189H200V190H199ZM224 189H225V190H228V189H226V187H225ZM237 189H232V190H233V191L236 190V192H239V193H240V191L242 192V190H238V191H237ZM154 190L152 189V193L156 194V192H154ZM175 190H176V191H175ZM215 190L213 191L214 193H213V192H212V193H207V192H206L207 194H210V195L212 194L211 197L213 196V200H214V195H215V194H216V197L219 196V195H217L218 192L216 193ZM244 190H243V191H244ZM255 190H256V189H255ZM260 190H259V191H260ZM148 191L150 192L149 194L151 195V191H150L149 188H148ZM204 191H203V192H204ZM233 191H232V192L230 191V192H231V194L233 193L232 195H235V197H239V198H240L241 196L244 197V195L242 194L243 192L241 193L242 195H241V194L239 195L238 193H235V192H233ZM251 191H252V190H251ZM253 191H254V190H253ZM146 192H147V191H146ZM163 192H164V194H165V191H163ZM168 192H170V191H168ZM168 192H167V193H168ZM183 192H182V194H183ZM191 192H192V193H191ZM256 192H257V190H256ZM256 192H255V193H256ZM147 193H148V192H147ZM158 193L160 194V193H162V191H161V192H158ZM167 193L165 194V196H162L163 200H165L166 202H167L168 200H169V202H170V201L172 200L171 197H173V199L176 197V196L174 197L173 195H169V194H168L169 196H171V197H170L171 200L168 199V198H167L168 200H166V199H164V198L166 197ZM176 193H177V194H176ZM188 193H190L191 195H189ZM206 193H205V192L203 193L204 196H206ZM234 193H235V194H234ZM255 193H254V194H255ZM159 194H158V198H159V196H160ZM180 194H181V193H180ZM213 194H214V195H213ZM236 194L239 195V196H237ZM244 194H245V197H244L243 199H245V198L247 197L245 192H244ZM252 194H253V192H252L251 194L248 193V196H249V195H252ZM156 195H157V194H156ZM156 195L154 196V195L152 194L151 196L156 197ZM168 195H167V197H168ZM187 195H186V193H185V196H187ZM194 195H193V199H194ZM210 195H207V199L210 198ZM178 196L181 197V195H178ZM183 196H184V194H183ZM185 196H184V197H185ZM188 196H187V197H188ZM198 196L201 197L202 195H198ZM204 196H202L203 198H200V197H198V198H200V199L203 200V199H204ZM208 196H209V197H208ZM160 197H161V196H160ZM189 197H188V199H185V200H183L184 198L182 197L183 199H182V198H181V199H182L183 201H181L178 197H176L177 200H176V198H175L174 200L178 201V203H179V201H181L182 203H180V204L183 205L185 202H188V201H192V200H193L192 198L190 199ZM219 197H220V196H219ZM219 197H218L217 199H216V198H215V199H216V200H220L221 197H220V199H219ZM185 198H186V197H185ZM154 199H155V198H154ZM154 199H153V200H154ZM160 199H161V198H160ZM160 199H157V200L155 199V201H159ZM205 199H206V198H205ZM210 199H211V198H210ZM246 199H247V198H246ZM163 200L161 199L160 202H163V203H164ZM174 200H173V201H174ZM186 200H187V201H186ZM194 200H195V199H194ZM196 200H197V202L199 201V199H197V198H196ZM196 200H195V201H196ZM202 200H201V202H203ZM221 200H223V199H221ZM221 200H220V201H217L216 204L219 203V206L222 205L223 203H221ZM173 201H172L171 203H174ZM208 201H209V200H208ZM166 202H165V203H166ZM169 202H167V203H169ZM211 202L213 203V201H211ZM214 202H215V200H214ZM178 203H176V204L178 205ZM198 203H200V201H199ZM174 204H175V203H174ZM216 204H214V205H216ZM185 206H186V205H184V207H185ZM176 213H177V212H176ZM179 214H181V212H179ZM177 216L179 217V216H181V215H178V214H177ZM182 217H183V216H181V218H182ZM183 219H184V218H183Z\"/></svg>","mask_w":264,"mask_h":264}]
</instances>
